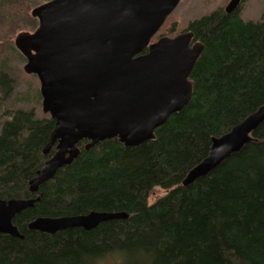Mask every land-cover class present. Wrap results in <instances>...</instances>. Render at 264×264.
<instances>
[{
  "label": "trees",
  "instance_id": "1",
  "mask_svg": "<svg viewBox=\"0 0 264 264\" xmlns=\"http://www.w3.org/2000/svg\"><path fill=\"white\" fill-rule=\"evenodd\" d=\"M28 2L0 0V17ZM185 31L204 46L190 77L193 96L153 141L125 147L112 139L89 151L83 141L78 159L31 193L30 181L54 152L43 153L55 121L34 110L3 114L0 199L40 201L13 221L23 240L0 235V264H264V124L254 142L209 176L182 184L209 155L213 138L264 105V14L245 21L241 7L232 14L218 8ZM13 90L0 72L1 100ZM155 188L167 194L151 204ZM93 211L129 218L55 235L28 228L38 217Z\"/></svg>",
  "mask_w": 264,
  "mask_h": 264
},
{
  "label": "water",
  "instance_id": "2",
  "mask_svg": "<svg viewBox=\"0 0 264 264\" xmlns=\"http://www.w3.org/2000/svg\"><path fill=\"white\" fill-rule=\"evenodd\" d=\"M181 1L50 0L32 10L38 26L32 33L19 34L15 46L26 59L25 73L40 82L43 112L55 121L43 153L47 156L53 147L56 152L30 181L31 193H38L78 159L81 142H88V151L112 139L138 147L155 140V131L190 103L194 91L190 77L203 44L193 42L191 31L151 44ZM241 4L242 0H230L225 12L232 14ZM263 124L264 105L213 138L209 155L190 170L183 186L209 176L254 142L253 134ZM39 201L40 197L0 199V235L23 240L13 221ZM128 218L125 212L93 211L38 217L28 227L55 235L77 228L91 231Z\"/></svg>",
  "mask_w": 264,
  "mask_h": 264
},
{
  "label": "rangeland",
  "instance_id": "3",
  "mask_svg": "<svg viewBox=\"0 0 264 264\" xmlns=\"http://www.w3.org/2000/svg\"><path fill=\"white\" fill-rule=\"evenodd\" d=\"M28 5H16L6 15L0 17V72L12 79L14 90L7 100H1L0 93V131L2 123L7 120L3 114L7 110H34L37 117H43L40 82L35 75H28L24 71L26 59L20 56L15 46L19 34L34 32L38 20L31 15L34 7L50 0H28ZM230 0H182L178 8L167 19L164 26L154 38H173L188 28L189 24L205 15H209L218 8H226ZM241 16L245 21L257 22L264 14V0H247L241 4ZM176 30L172 31L174 27ZM167 194L166 190L155 188L150 194L149 202L154 204Z\"/></svg>",
  "mask_w": 264,
  "mask_h": 264
},
{
  "label": "flooded vegetation",
  "instance_id": "4",
  "mask_svg": "<svg viewBox=\"0 0 264 264\" xmlns=\"http://www.w3.org/2000/svg\"><path fill=\"white\" fill-rule=\"evenodd\" d=\"M242 3H243V0H242ZM239 8H240V7H239ZM185 32H188V31H185ZM185 32H183V33H185ZM181 34H182V33H181ZM179 35H180V34H179ZM177 36H178V35H177ZM155 37H156V36H155ZM155 37H154V38H155ZM175 37H176V36H175ZM154 38L152 39L151 44L157 42V41L160 39V38H159V39H157V40L154 41ZM162 38H163V37H162ZM193 42H194V41H193ZM144 53H147V52H144ZM78 147H79V146H78ZM85 148H86V145H85ZM79 149H80V147H79ZM52 150H54V152L52 153V155H53V154L56 152V147H53V148L51 149L50 153L52 152ZM80 151H81V150H80ZM50 153H49V154H50ZM49 154H48V155H49ZM48 155H47V156H48ZM52 155H51L50 157H48L47 159L51 158ZM28 226H29V225H28ZM28 228H29V227H28ZM1 235H3V234H1Z\"/></svg>",
  "mask_w": 264,
  "mask_h": 264
}]
</instances>
